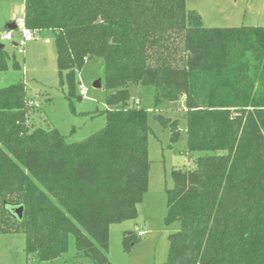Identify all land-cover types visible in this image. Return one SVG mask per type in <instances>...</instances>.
I'll return each instance as SVG.
<instances>
[{"label": "trees", "instance_id": "16d2710c", "mask_svg": "<svg viewBox=\"0 0 264 264\" xmlns=\"http://www.w3.org/2000/svg\"><path fill=\"white\" fill-rule=\"evenodd\" d=\"M185 2L23 0L26 28L53 33L68 97L95 59L114 91L105 126L68 143L35 124L23 83L0 88V235L22 234L26 260L52 263L72 239L74 259L111 264L109 226L137 217L148 186L147 112L128 105L129 87L143 86L155 90L154 110L182 102L193 165L170 173L165 224L179 230L163 264H264V28H207ZM10 69L20 64L3 45L0 72ZM155 118L179 139L177 121ZM135 239L124 232L123 248Z\"/></svg>", "mask_w": 264, "mask_h": 264}, {"label": "rangeland", "instance_id": "374dc122", "mask_svg": "<svg viewBox=\"0 0 264 264\" xmlns=\"http://www.w3.org/2000/svg\"><path fill=\"white\" fill-rule=\"evenodd\" d=\"M185 7L196 11L207 28H264V0H186ZM22 11L23 0H0V35ZM13 35V42L18 43V32L14 31ZM32 36L31 40L24 42L23 52L13 47L11 41L1 40L5 50L19 62L20 69L0 72V88L23 83L27 100L35 104V124H47L56 129L68 143L79 142L101 130L106 124V96L114 92L104 88L101 61L95 59L84 64L77 75L74 95L68 97L67 85L60 84L56 70L52 31H35ZM96 81H101V88L93 87ZM79 84L85 90V96L79 95ZM154 95L153 87H129L128 105H136L147 112L150 169L147 191L137 206V217L109 226L108 247L104 254L111 264H163L168 253V236L179 230L176 221L165 224L166 190L173 185L170 174L173 168L193 167L185 153L184 109L182 102L164 101L154 110ZM157 114L177 121L181 131L177 141L170 140V129L157 121ZM126 231L136 236L135 243L127 250L122 246ZM138 232H142V236H137ZM74 253L73 240L70 239L68 252L52 263H40L33 256L26 260L22 234L0 235V264H75V261L76 264H89L87 258L74 259Z\"/></svg>", "mask_w": 264, "mask_h": 264}, {"label": "built area", "instance_id": "2783aa9c", "mask_svg": "<svg viewBox=\"0 0 264 264\" xmlns=\"http://www.w3.org/2000/svg\"><path fill=\"white\" fill-rule=\"evenodd\" d=\"M15 25V30L19 34L20 41L16 44V48L19 50V52H23L22 48L24 45V42L29 41L32 39V32L26 28L24 19H23V11L21 12V15L18 18H15L13 21ZM1 40H7L11 41L13 43V32L12 31H6L3 34L0 35ZM79 95L85 96V90L83 89L82 85L79 84ZM138 236H142V232L137 233Z\"/></svg>", "mask_w": 264, "mask_h": 264}, {"label": "water", "instance_id": "95a60500", "mask_svg": "<svg viewBox=\"0 0 264 264\" xmlns=\"http://www.w3.org/2000/svg\"><path fill=\"white\" fill-rule=\"evenodd\" d=\"M5 29L7 30V31H11V30H15V25H14V23H10V24H8L6 27H5ZM13 44V46L14 47H16V44L15 43H12ZM2 46H3V44H0V48H2ZM93 87L94 88H101L102 87V84H101V81H96L94 84H93ZM79 100H81L80 98H79ZM11 211H12V213H13V215L15 216V217H17V219H21L22 218V215H23V207L22 206H16V207H13L12 209H11Z\"/></svg>", "mask_w": 264, "mask_h": 264}, {"label": "crops", "instance_id": "0c3cea01", "mask_svg": "<svg viewBox=\"0 0 264 264\" xmlns=\"http://www.w3.org/2000/svg\"><path fill=\"white\" fill-rule=\"evenodd\" d=\"M13 19V18H12ZM11 21V20H10ZM8 25V24H7ZM13 40H14V36H13ZM14 43V42H13ZM29 103H30V105L32 106V107H35L34 105V103L32 102V101H29Z\"/></svg>", "mask_w": 264, "mask_h": 264}]
</instances>
